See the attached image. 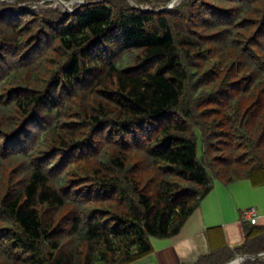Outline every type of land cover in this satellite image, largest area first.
Returning <instances> with one entry per match:
<instances>
[{"label":"trees","instance_id":"16d2710c","mask_svg":"<svg viewBox=\"0 0 264 264\" xmlns=\"http://www.w3.org/2000/svg\"><path fill=\"white\" fill-rule=\"evenodd\" d=\"M85 1L68 14L0 15V95L17 84L0 103V147L24 161L0 199V264H132L153 239L180 235L216 180L264 186V0L159 13L173 0H132L149 11ZM234 31L247 47L230 45ZM133 155L142 162L131 166ZM237 254L264 264V227L197 264Z\"/></svg>","mask_w":264,"mask_h":264},{"label":"crops","instance_id":"0c3cea01","mask_svg":"<svg viewBox=\"0 0 264 264\" xmlns=\"http://www.w3.org/2000/svg\"><path fill=\"white\" fill-rule=\"evenodd\" d=\"M242 182L231 185L215 183L213 191L202 201L180 235L152 241L154 252L132 264H146L153 259L158 264H197L221 248L236 253L244 246L248 229L253 226L244 220L246 210L243 208L256 207L260 211L258 225L264 227V186L250 188L240 186ZM240 193L251 197L245 207L239 200Z\"/></svg>","mask_w":264,"mask_h":264},{"label":"rangeland","instance_id":"374dc122","mask_svg":"<svg viewBox=\"0 0 264 264\" xmlns=\"http://www.w3.org/2000/svg\"><path fill=\"white\" fill-rule=\"evenodd\" d=\"M57 1L58 0H39V1L38 0H22V1L21 0H0V15H7V14L11 13L12 11L14 12V11H16L18 9H30V10H38V11H50L51 10V11H59V12L61 11L64 14H68V13L73 12L76 7L77 8H80L79 7V4H74L72 6L69 5L70 3H74V2L79 1V0H61V1L65 2V3H67L68 4V7H67V5L64 6V5L60 4V3H57ZM158 1H160V0H158ZM183 1L184 0H178L176 2V4L174 5V7L171 8L170 10H173V9L179 7L183 3ZM128 3H130L132 5V7H134V6L136 8L138 7V6H136L138 4V3L136 4V1H132L131 0ZM160 5H162V4H160ZM154 6H155L154 4H147L145 6L138 7V8L141 9V10L144 8L146 11H149V10H153ZM165 7L156 10V12L159 13V12L168 11V10H164ZM223 21H224V23H229V24H230V22H232V20L231 21H225L224 19H223ZM230 27L231 26L226 27L227 30H231L232 27H231V29H230ZM227 30L224 32V34L226 33V35H228L227 34ZM220 34H222V33H220ZM234 34H235L234 36H236V38L239 39L240 41H235V40L234 41H230V45H232L233 48L235 46L240 47V48L241 47L243 48V46H244V48L247 47L246 41H242L243 40L242 38H244V37L241 34V32L240 31H236V32L234 31ZM0 37H1V35H0ZM10 37L11 38H9V39L12 40V41L15 38H19V36H18L17 33H16L15 36L10 35ZM225 37H227V36H225ZM24 38L25 39H30V38H27V36L24 37ZM2 39L0 38V77L3 75V73L9 67V63L4 62L5 53L7 52V44L5 43L6 45H4V42H3ZM10 52H12L11 55L15 56V60L16 61L19 62V61L22 60L21 62L23 64H25V65H27L28 62H31L32 59H33V56L32 57H27L24 54L21 56L20 53H19V51H18V49H14V46H12V50ZM232 54H234V53H232ZM216 58L217 59H215L213 61V63L211 64V66H209V68H214V67H216V66L219 65L218 63H219L220 60L218 58H220V57L219 56H216ZM244 62L246 63V60H244ZM226 66H227V64H226ZM26 74L24 73L22 75V77H21L20 80L25 79L28 76ZM52 75L48 76V79H50L52 77ZM13 80H15V79H13ZM20 80H18V82ZM28 80H30L29 77H28ZM16 85L17 84H10V85L5 86L4 88H2V91L3 92L0 95V103H2V105H6L7 102L10 101L8 97H9L11 91L17 89V86ZM0 114H1V112H0ZM0 142H1L0 145H2V140H0ZM3 151H4V149L0 147V154H1L0 155V160H1L0 161V199L3 197V195L6 192V189L5 188L8 185L9 176L12 179V181H11L12 182V186H13V183H15V185H17V182L18 181H21L23 179V177H22L23 169L22 168H23V165H24V161H22L20 158H18L16 156L17 155V151L15 149L13 150L12 148H9V151L8 152H5V154H3ZM201 153H202V150H201ZM142 158L143 157H141V156L140 157H137L136 155H133L130 158V165L131 166H134L135 163L142 162L141 161ZM60 160H61V157L58 156L56 158V163L58 164ZM154 174H155V171L152 170V169H149L148 177H151ZM215 183H216V185L223 184L219 180H216ZM240 184H241L240 186H244L245 185V186H250V188H255L249 182H246V181H243ZM262 190H264V189H262ZM240 196H241V198L239 200H241V203L244 205V207L250 203V201H251V197L250 196H248L245 193H240ZM251 208H255L256 209V207H249V208L246 207V208H243V211L244 210L251 209ZM65 212H66V210H63L62 213L60 214V216L63 215V214H65ZM258 213H260L259 210H258ZM152 241L158 242L160 240L157 241L156 239H153ZM244 263H241V264H244ZM146 264H158V263H157V261L155 259H153V261H150V263L147 262Z\"/></svg>","mask_w":264,"mask_h":264},{"label":"water","instance_id":"95a60500","mask_svg":"<svg viewBox=\"0 0 264 264\" xmlns=\"http://www.w3.org/2000/svg\"><path fill=\"white\" fill-rule=\"evenodd\" d=\"M177 1H178V0H174L173 2L167 4L166 7L164 8V10H170L171 8H173ZM57 3H60V4L64 5V6L67 5V7H68V4L65 3V2H63V1H61V0H58ZM74 4H79V7H82V6H84V5H87V2H86L85 0H79V1H76V2H74V3H70L69 5L72 6V5H74ZM136 4H137V3H136ZM137 6L139 7L138 4H137ZM72 11H73V10H72ZM258 257L264 258V254H262V255H260V256H258ZM258 257H257V258H258ZM252 258L256 259L255 257H252ZM238 259H239V260H234V261H232V262L229 263V264H234V263H236V262L239 263V264H241V262H245V261L247 260L246 257H240V258H238Z\"/></svg>","mask_w":264,"mask_h":264},{"label":"built area","instance_id":"2783aa9c","mask_svg":"<svg viewBox=\"0 0 264 264\" xmlns=\"http://www.w3.org/2000/svg\"><path fill=\"white\" fill-rule=\"evenodd\" d=\"M244 220L253 226H257L260 220L258 211L255 208L246 210L244 213Z\"/></svg>","mask_w":264,"mask_h":264},{"label":"bare ground","instance_id":"6f19581e","mask_svg":"<svg viewBox=\"0 0 264 264\" xmlns=\"http://www.w3.org/2000/svg\"><path fill=\"white\" fill-rule=\"evenodd\" d=\"M65 8V7H64ZM234 264H238L237 262L236 263H234Z\"/></svg>","mask_w":264,"mask_h":264}]
</instances>
